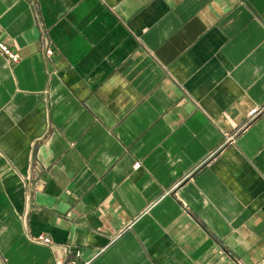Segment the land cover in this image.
<instances>
[{"label":"crops","instance_id":"0c3cea01","mask_svg":"<svg viewBox=\"0 0 264 264\" xmlns=\"http://www.w3.org/2000/svg\"><path fill=\"white\" fill-rule=\"evenodd\" d=\"M0 40V264H264V0H0Z\"/></svg>","mask_w":264,"mask_h":264},{"label":"built area","instance_id":"2783aa9c","mask_svg":"<svg viewBox=\"0 0 264 264\" xmlns=\"http://www.w3.org/2000/svg\"><path fill=\"white\" fill-rule=\"evenodd\" d=\"M48 54H51V50L48 48L46 51ZM0 53L6 56V58L11 62V63H16L19 61V55L7 44L3 43L0 40ZM264 108H253L248 112V118H247V123L254 120L259 114L263 112ZM140 167V163L136 162L134 164V168L137 169ZM35 242L42 243V244H50L51 240L49 236L45 234H39L33 238ZM56 264H63L62 261H57ZM69 264H74L73 262H70Z\"/></svg>","mask_w":264,"mask_h":264}]
</instances>
